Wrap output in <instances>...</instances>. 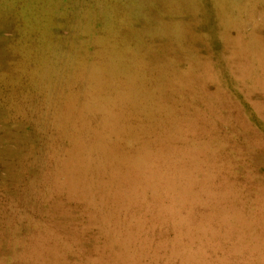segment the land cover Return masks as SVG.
Returning <instances> with one entry per match:
<instances>
[{"label":"rangeland","instance_id":"374dc122","mask_svg":"<svg viewBox=\"0 0 264 264\" xmlns=\"http://www.w3.org/2000/svg\"><path fill=\"white\" fill-rule=\"evenodd\" d=\"M0 264H264V0H0Z\"/></svg>","mask_w":264,"mask_h":264},{"label":"bare ground","instance_id":"6f19581e","mask_svg":"<svg viewBox=\"0 0 264 264\" xmlns=\"http://www.w3.org/2000/svg\"><path fill=\"white\" fill-rule=\"evenodd\" d=\"M120 59H125V57H124V55L123 54H121L120 55ZM122 71V73H124L125 75H130L131 74V69H128V68H124L123 70H121ZM77 72V76H78V78L80 79L81 78V71L80 70H77L76 71ZM71 78H72V75H70V82L72 83V84H75L76 82H73L72 80H71ZM92 80H95V84H94V90H95V92L97 93V95L99 96V97H107V96H110L112 93H114L113 91H115L114 90V88H113V86H110V87H107V88H101L103 85H105V84H108L107 82H101V83H97L96 84V81L98 80V78L96 79V78H93ZM131 80V79H130ZM110 85V84H109ZM113 102H117V103H122V102H120V101H113ZM122 110H124V106L122 107ZM124 112H125V110H124ZM81 129V128H80ZM96 131L97 130H95V131H89L90 132V138L89 139H86V137H85V139L82 141V142H85V143H91V141H95V140H97L98 139V137H99V134H96ZM101 137H102V139L104 140V141H106L107 140V137L105 136V135H101ZM103 140H100V143L98 142L97 144H95L96 145V147L99 149V150H102V151H104V156H105V154H106V150H105V145H104V143L102 142ZM107 160H110V162H111V166H110V168L109 169H107L109 166H106L105 164H104V169L103 168H100V172L98 171L99 170V168H96L95 170H96V172H97V174L99 175V176H104V173L105 172H107L108 173V175L109 176H118V174L123 170V169H125L126 168V170H127V177H131V178H138L139 177V171L138 170H136L133 166H131L130 165V158H128V155L127 156H124V154H122V155H120L119 153H118V151L115 149L114 151H112L110 154H109V156H108V158H107ZM123 168V169H122ZM163 176H161V178H162ZM152 179V178H151ZM163 179V178H162ZM243 240V239H242ZM247 243V242H246ZM249 244V243H248ZM243 246V245H242ZM241 246V247H242ZM232 247V246H231ZM235 247V246H234ZM247 247V246H246ZM240 248V247H239ZM241 249V248H240ZM248 249V248H247ZM243 250V249H242ZM242 253V252H241ZM237 257V256H236Z\"/></svg>","mask_w":264,"mask_h":264}]
</instances>
